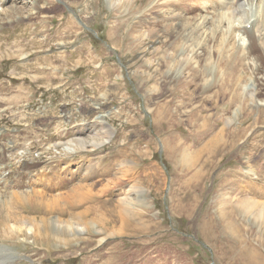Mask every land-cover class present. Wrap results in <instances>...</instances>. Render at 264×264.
<instances>
[{
  "label": "rangeland",
  "instance_id": "rangeland-1",
  "mask_svg": "<svg viewBox=\"0 0 264 264\" xmlns=\"http://www.w3.org/2000/svg\"><path fill=\"white\" fill-rule=\"evenodd\" d=\"M259 1L0 0L11 264H264Z\"/></svg>",
  "mask_w": 264,
  "mask_h": 264
},
{
  "label": "bare ground",
  "instance_id": "bare-ground-1",
  "mask_svg": "<svg viewBox=\"0 0 264 264\" xmlns=\"http://www.w3.org/2000/svg\"><path fill=\"white\" fill-rule=\"evenodd\" d=\"M31 1H33V5L35 4V3H37L36 1L37 0H31ZM230 1H232V0H226V2H230ZM258 1V3H260V1L259 0H257ZM263 1V0H262ZM261 1V2H262ZM264 3V2H263ZM248 4V3H247ZM31 5V4H30ZM242 5V4H241ZM258 7V6H257ZM261 7V6H260ZM33 8H34V6H33ZM30 9V11H29V14H33L34 13V9ZM240 8H241V6L235 11V13L233 14V15H231L232 17H235V15L237 16L238 14H240L241 12H242V10L240 11ZM21 9V8H20ZM13 10V9H12ZM1 11V10H0ZM4 11V10H3ZM3 11H2V13H3ZM10 11V10H9ZM264 11V10H263ZM7 12V11H6ZM233 12V11H232ZM26 13V12H25ZM262 13V12H261ZM16 14V13H15ZM28 14V15H29ZM38 14V13H37ZM244 14V13H243ZM34 15V14H33ZM227 15V14H226ZM241 15V14H240ZM228 16V15H227ZM242 16H244V15H242ZM4 17V16H3ZM241 17V16H240ZM259 17V16H258ZM228 18V17H227ZM238 18H239V15H238ZM241 18H243V17H241ZM32 19V18H31ZM240 19V18H239ZM260 19V18H259ZM218 20H220V19H218ZM228 20V19H227ZM227 20H225V21H227ZM230 20V19H229ZM228 20V21H229ZM231 20H233V19H231ZM238 20V19H237ZM240 21V20H239ZM264 21V20H263ZM262 21V22H263ZM238 22V21H237ZM259 22H261V21H259ZM220 23V22H219ZM246 23V22H245ZM228 24H229V22H228ZM236 24V23H235ZM237 24H239V22L237 23ZM241 24H242V22H241ZM5 25V24H4ZM221 25V24H220ZM226 25V24H225ZM231 25V24H230ZM239 26V25H238ZM259 26V25H258ZM258 26H256L257 28H255V29H258L259 27ZM264 26V25H263ZM181 28V27H180ZM234 28H236V27H234ZM239 28V27H238ZM253 28V27H252ZM253 28V29H254ZM261 28V27H260ZM252 29V30H253ZM230 30V29H229ZM259 30V29H258ZM255 30H253V32H254ZM257 32V31H256ZM231 33V32H230ZM243 34V33H242ZM251 34V33H250ZM223 35V34H222ZM253 35V34H252ZM254 36V35H253ZM248 37V36H247ZM250 37V36H249ZM253 38V37H252ZM256 40V38L254 39L253 38V41H255ZM258 41V40H257ZM198 45V44H197ZM210 45V44H209ZM255 45V44H254ZM253 45V46H254ZM246 50V49H245ZM249 50V49H248ZM247 53H248V51H247ZM257 71V70H256ZM261 72V71H260ZM257 83V82H256ZM244 89L245 90H251V91H249L248 92V95H249V98H250V102H252V103H255V98H254V91L252 90V88L250 87V86H245L244 87ZM247 93V92H246ZM264 94V93H263ZM263 97V96H262ZM263 104H264V101H263ZM104 125H106V124H104ZM104 127V129H103V132L104 133H106V132H108V135L106 134V136L105 137H103V136H101L100 134V137H92L93 139L92 140H90V141H88L89 143H90V146L92 147V149L93 148H95V149H97V148H99L100 146H102L103 144H104V142H106L107 140H108V138H109V136L111 135V132H113V131H111V129H109L108 127H106V126H103ZM218 133H220V132H218ZM98 135V134H97ZM90 138V137H89ZM216 138V137H215ZM81 139V138H80ZM91 139V138H90ZM219 138H217L216 139V141H219L218 140ZM83 140V139H82ZM84 142V141H83ZM222 142V141H221ZM74 143V142H73ZM108 143V142H107ZM214 143V142H213ZM218 143V142H217ZM216 143V144H217ZM215 144V145H216ZM222 144V143H221ZM86 144L84 143V144H82V141H80L79 142V147H81V148H85L86 146H85ZM214 145V144H213ZM218 146V145H217ZM213 148H215V147H213ZM66 150H68L69 148L66 146V148H65ZM73 150V149H72ZM237 150V149H236ZM220 151V150H219ZM75 153V152H74ZM209 154H210V152H209ZM198 156V155H197ZM123 164V163H122ZM190 167V166H189ZM86 170V169H85ZM194 179V178H193ZM72 188L73 187H71L70 189L72 190ZM82 189H84V188H81V186H75L74 188H73V191H80V190H82ZM39 192V191H38ZM37 192V193H38ZM67 193V192H66ZM81 193V192H80ZM40 194V193H39ZM61 194V193H60ZM63 194H64V192H63ZM13 196H14V193H13ZM26 196V195H25ZM28 196V195H27ZM42 197V196H41ZM68 197V198H67ZM66 197V202L67 203H69V202H72L71 200H72V198H70L69 196H67ZM35 198V197H34ZM38 198V197H37ZM29 199V198H28ZM32 199V198H31ZM41 199V198H40ZM61 199V198H60ZM11 200V199H10ZM13 200H15V201H17V204H23L22 202H24L25 200H18L17 198H13ZM63 200H65V199H63ZM56 201H58V200H56ZM253 204H256V203H254V202H252V201H243V203H241V206H242V208H244V210H246V209H248V208H250L251 209V207L253 206ZM262 206H264V205H262ZM129 207V206H128ZM202 209V208H201ZM66 227V226H65ZM68 227V226H67ZM79 227V226H78ZM103 242V241H102ZM7 249H4V248H2L1 246H0V264H5L4 262L6 261V260H9V262L8 263H10L11 264V258H10V256H9V254L7 253Z\"/></svg>",
  "mask_w": 264,
  "mask_h": 264
},
{
  "label": "crops",
  "instance_id": "crops-1",
  "mask_svg": "<svg viewBox=\"0 0 264 264\" xmlns=\"http://www.w3.org/2000/svg\"><path fill=\"white\" fill-rule=\"evenodd\" d=\"M60 98H61V97L58 96V101L60 100ZM58 104H59V103H58ZM61 106H62V105H61ZM61 106H60V107H61ZM54 109H55V108H54ZM56 112H57V111H55V110H50L51 115H53V114L56 113ZM75 117H77V115H76ZM77 126H78V125H77Z\"/></svg>",
  "mask_w": 264,
  "mask_h": 264
}]
</instances>
